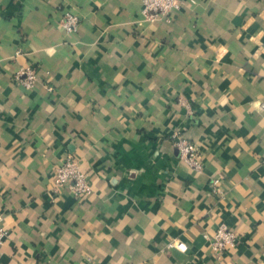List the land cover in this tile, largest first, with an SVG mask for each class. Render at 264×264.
I'll list each match as a JSON object with an SVG mask.
<instances>
[{
	"label": "crops",
	"instance_id": "0c3cea01",
	"mask_svg": "<svg viewBox=\"0 0 264 264\" xmlns=\"http://www.w3.org/2000/svg\"><path fill=\"white\" fill-rule=\"evenodd\" d=\"M181 1L150 23L143 0H0V264H264V0ZM70 157L84 199L55 193Z\"/></svg>",
	"mask_w": 264,
	"mask_h": 264
},
{
	"label": "built area",
	"instance_id": "2783aa9c",
	"mask_svg": "<svg viewBox=\"0 0 264 264\" xmlns=\"http://www.w3.org/2000/svg\"><path fill=\"white\" fill-rule=\"evenodd\" d=\"M181 0H143L142 15L145 21L150 23L166 22L174 20L175 14L182 9ZM81 19L77 14L68 12L62 21V27L68 33L78 31ZM38 69L34 66L22 68L16 75L15 81L23 84L28 89H33L38 81ZM49 90H52L50 86ZM175 146L180 151L181 158L186 161L195 171L203 169V163L198 148L188 139L180 136L175 141ZM222 181L219 178L212 180V188L215 193L221 192ZM70 187L80 199L88 197L92 191V184L88 173L83 172L79 159L70 157L56 169V188ZM8 237V231L4 226L3 214L0 212V249ZM240 240L239 234L226 225H220L211 238V248L217 256H221L227 249L234 248ZM171 247L182 252L188 250L184 242L173 243Z\"/></svg>",
	"mask_w": 264,
	"mask_h": 264
}]
</instances>
